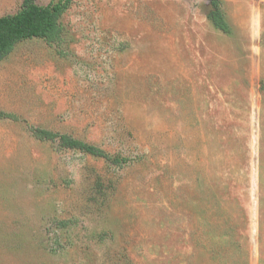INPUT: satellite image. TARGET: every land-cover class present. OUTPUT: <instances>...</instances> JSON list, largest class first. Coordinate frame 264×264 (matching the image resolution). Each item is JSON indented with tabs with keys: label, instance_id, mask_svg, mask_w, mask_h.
Returning a JSON list of instances; mask_svg holds the SVG:
<instances>
[{
	"label": "rangeland",
	"instance_id": "obj_1",
	"mask_svg": "<svg viewBox=\"0 0 264 264\" xmlns=\"http://www.w3.org/2000/svg\"><path fill=\"white\" fill-rule=\"evenodd\" d=\"M209 10L73 0L0 61V264H264V0Z\"/></svg>",
	"mask_w": 264,
	"mask_h": 264
},
{
	"label": "trees",
	"instance_id": "obj_2",
	"mask_svg": "<svg viewBox=\"0 0 264 264\" xmlns=\"http://www.w3.org/2000/svg\"><path fill=\"white\" fill-rule=\"evenodd\" d=\"M73 0H50V2L41 6L35 0H22L19 9L9 15L0 17V61L12 52L15 45L30 39H41L48 44H52L59 40L62 32L60 18L69 9ZM210 6L207 18L213 26L223 32L227 33L228 26L223 18L220 10L221 0H207ZM3 114L0 113V117ZM38 137L41 139L54 140L57 138L46 131H39ZM59 143L62 147L68 149L79 150L87 155L104 158L113 163H119L118 158H109L108 155L101 149L83 143L79 140L72 139L66 135L58 137ZM243 217V216H242ZM247 221L243 217V223ZM217 224L216 229L220 230V237L223 233V228ZM225 236H228L226 232ZM229 240V239H228ZM225 243V241H223ZM214 244V243H212ZM243 264H248L246 255L244 256Z\"/></svg>",
	"mask_w": 264,
	"mask_h": 264
}]
</instances>
